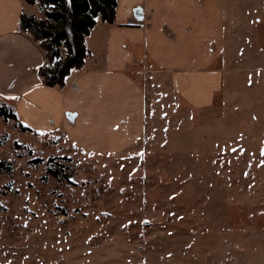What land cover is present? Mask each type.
I'll use <instances>...</instances> for the list:
<instances>
[{"label": "rangeland", "instance_id": "1", "mask_svg": "<svg viewBox=\"0 0 264 264\" xmlns=\"http://www.w3.org/2000/svg\"><path fill=\"white\" fill-rule=\"evenodd\" d=\"M245 81L203 109L147 96L122 153L0 114V264H264V91L246 103Z\"/></svg>", "mask_w": 264, "mask_h": 264}, {"label": "crops", "instance_id": "2", "mask_svg": "<svg viewBox=\"0 0 264 264\" xmlns=\"http://www.w3.org/2000/svg\"><path fill=\"white\" fill-rule=\"evenodd\" d=\"M31 7L0 0V97L33 133H62L91 153H122L143 135L147 96L152 105L156 92L203 109L229 95L240 76L246 103L250 89L264 91V0H118L115 22L98 19L83 67L62 86L45 84L46 53L21 29L23 14L41 16Z\"/></svg>", "mask_w": 264, "mask_h": 264}, {"label": "trees", "instance_id": "3", "mask_svg": "<svg viewBox=\"0 0 264 264\" xmlns=\"http://www.w3.org/2000/svg\"><path fill=\"white\" fill-rule=\"evenodd\" d=\"M37 6L41 19L23 14L21 29L29 31L45 51L47 64L39 74L48 86H62L65 78L74 68L83 67L89 54L87 38L97 24V18L113 24L116 18L118 0H24ZM0 114L4 120L19 121L13 108L3 105ZM22 132L32 131L20 124ZM52 161V159L50 160ZM2 166V163H0ZM48 172L61 178L58 169L50 167Z\"/></svg>", "mask_w": 264, "mask_h": 264}]
</instances>
